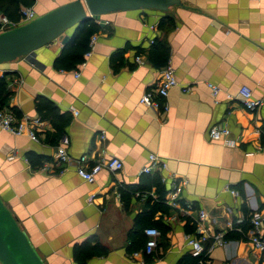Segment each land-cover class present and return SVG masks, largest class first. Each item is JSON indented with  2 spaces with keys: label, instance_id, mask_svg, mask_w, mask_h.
<instances>
[{
  "label": "crops",
  "instance_id": "crops-1",
  "mask_svg": "<svg viewBox=\"0 0 264 264\" xmlns=\"http://www.w3.org/2000/svg\"><path fill=\"white\" fill-rule=\"evenodd\" d=\"M69 1L33 0L31 8L38 16ZM181 3L163 13L102 16L91 55L72 70L54 68L58 42L0 66L10 93L5 105L42 124L37 142L0 130V196L46 264H77L80 252V264H181L191 255L187 236H198V228L208 236L209 264H264V252L244 235L253 217L264 231V0ZM154 42L164 44L177 82L157 98L166 112L139 103L164 68L152 57ZM122 50L115 66L111 57ZM207 84L219 89L216 96ZM241 86L261 102L254 111L242 106ZM38 96L69 116L55 143L48 141L52 124L36 112ZM213 126L227 128L228 137L211 140ZM63 139L70 162L50 165ZM29 155L41 166L31 167ZM150 155L166 169L143 173ZM81 156L87 165L115 157L122 169H102L88 184L75 172ZM172 182L183 183L175 206L167 203ZM186 205L193 211L183 213ZM198 210L205 213L200 227ZM147 228L160 233L151 257L142 255ZM229 232L237 236L226 239ZM84 247L95 252L87 257Z\"/></svg>",
  "mask_w": 264,
  "mask_h": 264
},
{
  "label": "built area",
  "instance_id": "built-area-1",
  "mask_svg": "<svg viewBox=\"0 0 264 264\" xmlns=\"http://www.w3.org/2000/svg\"><path fill=\"white\" fill-rule=\"evenodd\" d=\"M19 19L17 21H11L6 16L0 13V32H4L11 28L17 27L19 25L25 24L36 17L34 10L31 7H21L19 9ZM152 29V26H149ZM95 43L94 35L90 38L89 41V51L84 54L85 58H88L91 55V49ZM135 61L140 62V57H136ZM78 75V74H77ZM177 84L174 77V70L170 63L168 62L162 72L161 76L156 84L154 89L146 91L143 96L140 98L139 103L147 107L162 108L163 111H167L168 107L164 103H160L157 98L165 99L168 95V91ZM211 89L212 95L216 96L219 92V89L214 87L212 84H207ZM185 92L189 91V88L184 90ZM238 95L240 97L242 106L248 111H254L257 109L261 102L252 97V92L249 88L241 86L238 88ZM41 119L36 117L34 119L26 118H17L11 110L6 108L0 110V130L7 132L12 136H21L25 135L30 140L37 142V132L39 127H41ZM229 135V130L225 127H216L213 126L209 129L208 136L211 140L219 141ZM67 141L62 140L61 145L56 148L55 156L50 165L60 167L62 164H69V156L66 151ZM88 159L86 156L79 157L78 160L74 162V168L76 175L83 180L84 182L91 184L94 182L96 175L102 169H106L112 173L118 172L122 169V163L118 158L111 157L109 159H104L100 161H95L91 165H87ZM46 167V166H45ZM42 166V170H46ZM153 169L165 170L166 163L158 158L157 156L150 155L148 157V164L142 169V172L145 174H150ZM183 183L176 184L172 182L171 190L168 193L171 201L167 200V203L174 205L173 199L179 194ZM183 209V208H182ZM183 213H189L193 211L191 205H186L185 209L181 210ZM198 220L197 224L200 227V223L205 218V213L202 210L197 211ZM245 221V220H244ZM249 229L244 232L247 240L250 242L252 247L259 251L264 252V231H262V223L258 217H253L249 219ZM238 229V228H237ZM198 236H187V246L190 248V254L192 257L197 259L198 264H209L207 255L210 248H206L204 242L208 239V236L205 234V231L198 228ZM145 242L142 250V255L145 257H151L154 250L157 247L158 239L160 233L155 228H147L143 231ZM222 235L213 236V242L219 246L224 244ZM140 253H135L133 256H138ZM139 264H155L154 262L145 261L140 259Z\"/></svg>",
  "mask_w": 264,
  "mask_h": 264
},
{
  "label": "water",
  "instance_id": "water-1",
  "mask_svg": "<svg viewBox=\"0 0 264 264\" xmlns=\"http://www.w3.org/2000/svg\"><path fill=\"white\" fill-rule=\"evenodd\" d=\"M181 0H71L31 21L0 32V66L15 62L50 43L64 46L75 28L88 19L127 11L167 12ZM0 264H46L18 218L0 196Z\"/></svg>",
  "mask_w": 264,
  "mask_h": 264
},
{
  "label": "trees",
  "instance_id": "trees-1",
  "mask_svg": "<svg viewBox=\"0 0 264 264\" xmlns=\"http://www.w3.org/2000/svg\"><path fill=\"white\" fill-rule=\"evenodd\" d=\"M34 4L33 0H0V13L4 16H6L11 21H17L19 19V9L21 7H32ZM163 19L160 20L159 25L161 26V22ZM100 30V27L98 24L95 23L94 20L88 19L84 22H81L73 31L71 34L69 40L67 43L62 47L59 55L54 61V68L58 70H72L77 65L82 64L84 58V54L89 51V41L90 38L97 34ZM152 52V57L155 60H157L158 65L160 67H164L166 64L165 61V46L162 42H154L153 46L150 47ZM124 50L120 51L119 53L115 54L111 57L112 63H114L115 66H118L120 64L121 56L123 54ZM119 58V59H118ZM162 60V61H160ZM7 82L4 80L3 77L0 78V110L6 108L8 110H11L13 114L17 118L18 115L14 112V110L8 106L5 105L7 98L9 97L10 93L7 90ZM35 109L37 114L43 118L48 119L50 123L53 126L54 129V135H52L51 139L49 138L48 141L51 143H55V140L60 137L62 134L64 128L68 125L69 122V116L65 113H60L57 107L47 100L44 97L38 96L35 99ZM28 161L33 168L40 167V159L36 157L35 155H29ZM157 184L155 183V186ZM159 210V209H165L164 206H161L160 204H155L153 210ZM244 213L246 214V210H244ZM249 226V225H248ZM247 229V223L243 224V230L245 231ZM192 231V228L191 230ZM235 232H229L225 235L226 239H231L236 237ZM89 247H84L82 251L85 252V254L88 256L91 255V253H94V249L90 250V253H86ZM81 252L79 253V255ZM78 256L76 259V263H81V256ZM181 264H198L197 259L192 257L191 255H188V258L181 262Z\"/></svg>",
  "mask_w": 264,
  "mask_h": 264
}]
</instances>
